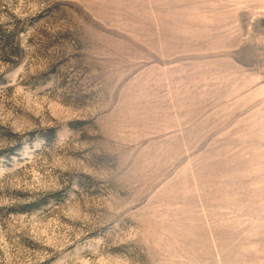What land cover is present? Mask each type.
Returning <instances> with one entry per match:
<instances>
[{"label": "rangeland", "instance_id": "rangeland-1", "mask_svg": "<svg viewBox=\"0 0 264 264\" xmlns=\"http://www.w3.org/2000/svg\"><path fill=\"white\" fill-rule=\"evenodd\" d=\"M0 264H264V0H0Z\"/></svg>", "mask_w": 264, "mask_h": 264}]
</instances>
